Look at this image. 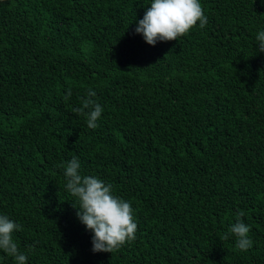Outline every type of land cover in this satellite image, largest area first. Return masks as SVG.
Instances as JSON below:
<instances>
[{
    "label": "trees",
    "instance_id": "16d2710c",
    "mask_svg": "<svg viewBox=\"0 0 264 264\" xmlns=\"http://www.w3.org/2000/svg\"><path fill=\"white\" fill-rule=\"evenodd\" d=\"M199 2L203 29L152 46V0H0V215L27 264H264V0ZM89 88L95 129L72 111ZM73 157L132 205L113 253L77 217ZM240 212L247 251L221 239Z\"/></svg>",
    "mask_w": 264,
    "mask_h": 264
},
{
    "label": "clouds",
    "instance_id": "9594fccd",
    "mask_svg": "<svg viewBox=\"0 0 264 264\" xmlns=\"http://www.w3.org/2000/svg\"><path fill=\"white\" fill-rule=\"evenodd\" d=\"M150 5L135 31L142 34L152 46L157 41L178 40L198 21L201 29L208 23L199 0H152ZM256 40L258 51L264 52V30L257 34ZM96 95L94 90L87 89L86 98L80 97L81 106L72 109L73 113L85 116L87 126L91 129L98 127L97 120L104 111L93 99ZM71 96L72 90L69 88L63 97L66 103ZM80 167L76 157L64 166L66 190L75 198L73 206L78 209V219L93 233L92 251L113 253L136 239L138 224L134 219V210L130 202L113 194L111 183H105L99 177L82 175ZM243 215L242 212L237 214V222L230 226L221 239L227 240L230 235L234 236L237 249L247 251L253 246V241L249 238L250 226L240 219ZM18 229L22 230L21 225L7 215H0V250L14 258L15 264H27V255L19 250L13 238V233Z\"/></svg>",
    "mask_w": 264,
    "mask_h": 264
}]
</instances>
